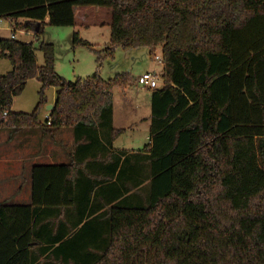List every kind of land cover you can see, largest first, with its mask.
<instances>
[{
  "label": "trees",
  "instance_id": "trees-1",
  "mask_svg": "<svg viewBox=\"0 0 264 264\" xmlns=\"http://www.w3.org/2000/svg\"><path fill=\"white\" fill-rule=\"evenodd\" d=\"M81 5L111 8L102 49L73 34L99 66L116 47L146 46L151 56L160 49L151 139L136 157L114 161L110 174L120 162L113 183L122 189L117 201L105 202L106 233L94 242H75L77 234L49 238L38 209L71 205L78 186L111 178L79 179L74 161L34 164L31 203L0 202V264H264V0H0V16L22 19L38 38L35 46L0 36V57L11 63L0 74V127L49 133L69 126L74 156L125 132L112 127L113 92L134 81L127 71L70 80L55 70L43 25H75ZM32 77L41 84L36 106L13 110ZM50 86L56 91L47 124L40 113Z\"/></svg>",
  "mask_w": 264,
  "mask_h": 264
},
{
  "label": "crops",
  "instance_id": "crops-1",
  "mask_svg": "<svg viewBox=\"0 0 264 264\" xmlns=\"http://www.w3.org/2000/svg\"><path fill=\"white\" fill-rule=\"evenodd\" d=\"M81 10L80 18L85 20L88 17L89 11H82L83 8L79 7L75 11V23H77V11ZM19 20V19H18ZM110 37V33H109ZM109 42V41H108ZM149 94L143 95L138 98V105L131 108L129 117L126 121L120 119L117 116V108L115 106L117 95L113 92L112 101V127L113 128H125V132L119 134L114 138L111 144H107L104 138L100 137V143H95L94 147H90L87 150L80 149L77 151L76 156L73 130L69 126H63L53 129L51 132H43L48 134V142H39V127H25L12 131V138L16 140V149H18V155L15 158L6 157L3 153H0V202H9L17 204H30L31 203V169L34 164H38L35 161L37 159H43L46 162L61 164L68 163L69 161L77 162L76 175L84 178L89 183L94 182V179H99L101 176H108L111 178L109 182H103L95 187L90 185H80L76 188V198L71 205H49L40 206L38 216L40 223L47 224L48 237H57L59 241L68 239L71 235L77 234L75 242H94L101 239L105 235L106 221H104V209L105 202L114 203L117 201L120 190L122 189L120 181L116 182L114 186V180L116 174L120 169V162L115 170V173L111 175L114 166V161L119 157L124 159L125 157H136V152H141L142 148L136 149L132 144H127L125 141H118L121 135L126 134L128 130L134 129V126L138 121L144 119L143 135L147 141L143 146L150 142V114H151V91ZM123 97L119 96L121 104L129 106V96L127 90H123ZM53 104V103H52ZM148 104L149 114H144L146 106ZM141 110H144L143 112ZM141 113V114H140ZM143 113V114H142ZM134 115V116H133ZM127 116V115H125ZM3 127H0V130ZM42 133V134H43ZM2 150V149H0ZM92 159L93 161H90ZM26 167L17 168L12 165L13 162H25ZM30 161V162H29ZM28 162V163H27ZM89 164V165H88ZM15 166V168H13ZM134 163L131 165L132 171L135 170ZM130 171V164L127 162V172ZM23 173V174H22ZM22 177H21V176ZM22 180V184L19 180ZM85 183V181H84ZM133 191V190H132ZM131 191V192H132ZM127 192V194H129ZM14 197V201L8 200ZM92 211V214H90ZM79 223V224H77ZM73 225H77L73 227ZM71 227V228H70ZM58 236H62L60 238ZM43 243H47L43 240ZM59 242H56L57 245ZM75 250H79L80 247H73ZM71 249V248H70ZM61 251L64 249H60Z\"/></svg>",
  "mask_w": 264,
  "mask_h": 264
},
{
  "label": "rangeland",
  "instance_id": "rangeland-1",
  "mask_svg": "<svg viewBox=\"0 0 264 264\" xmlns=\"http://www.w3.org/2000/svg\"><path fill=\"white\" fill-rule=\"evenodd\" d=\"M82 11H89L88 17L85 20L80 18L81 10L77 11V23L75 25H53L50 23H44L43 32L40 37L46 41H50L54 44V64L55 70L66 79L75 80L78 76L85 77L92 74L95 70H98L100 75L104 78L113 76L116 72L127 71L131 73L134 81L129 85L127 90L129 96V106H124L119 100L123 96V90L115 88L114 92L117 95L115 106L117 108V116L123 121L128 119V114L131 108L138 105L140 97L149 94L150 88L140 86L136 82V77L144 71L155 72L159 76V84L161 83V59H156L155 56H151L149 49L146 46H139L131 49H123L116 47L113 56H104L101 59V63L96 61V55L93 50L88 46L81 43L74 45L73 34L77 32L78 35L84 39L90 41L94 48L102 49L109 41L110 23H111V8L100 5H81ZM10 24L7 21L0 23V36L9 37L11 34ZM16 28L23 26V20L19 19L16 23ZM18 38L24 39V35L17 32ZM32 38L31 36H26ZM40 39V38H39ZM38 42H35L37 46ZM37 62H43V55L41 50L36 49ZM155 55L160 56V49L155 51ZM11 68L10 60L7 57H0V74L6 73ZM40 81L35 78H29L24 89L18 95H15L12 102V109L15 111L31 112L36 106L38 100V90L40 88ZM55 87L50 86L46 89L47 101L43 105L40 117L44 118L47 111L52 107V103L55 99ZM148 104L144 114H149ZM129 112V113H128ZM141 114V113H140ZM143 114V113H142ZM127 115V116H125ZM134 116V115H133ZM129 120V119H128ZM144 119L138 121L134 126V129L128 130L126 134L120 136L118 141H125L127 144H132L136 149L143 148V144L147 141L144 139L143 127ZM70 129V127H68ZM72 130V129H71ZM39 142H48V134H44L43 130L39 129ZM43 133V134H42ZM12 129L9 127H3L0 130V153H3L6 157L15 158L18 155V149H16V140L12 138ZM42 143V144H43ZM18 148V147H17ZM30 162V161H29ZM36 163L46 162L43 159H37ZM28 163V162H27ZM17 168L26 167L25 162H13ZM15 166L13 168H15ZM23 174V173H22ZM21 176V175H20ZM22 177V176H21ZM22 178L20 183L22 184ZM1 181V178H0ZM14 201V197L8 199Z\"/></svg>",
  "mask_w": 264,
  "mask_h": 264
},
{
  "label": "built area",
  "instance_id": "built-area-1",
  "mask_svg": "<svg viewBox=\"0 0 264 264\" xmlns=\"http://www.w3.org/2000/svg\"><path fill=\"white\" fill-rule=\"evenodd\" d=\"M3 21H7L9 22L10 26V30H11V34L10 36L13 38H16L17 35L16 33L19 32L22 35H24V39L27 42H33L35 44V42H38V38L35 35V32L31 29H26V28H16V24H15V20L9 17H2L0 16V23H2ZM26 36H31L32 38L26 37ZM38 45V44H37ZM156 59H161V56L159 55H155ZM136 82L137 84H139L140 86L146 87V88H153L159 85V76L157 73L155 72H151V71H144L141 74H139L136 77ZM50 110V109H49ZM49 110L47 111V114L44 116L45 118H47L46 123L50 124V115H49ZM7 112H4L3 115H6Z\"/></svg>",
  "mask_w": 264,
  "mask_h": 264
},
{
  "label": "water",
  "instance_id": "water-1",
  "mask_svg": "<svg viewBox=\"0 0 264 264\" xmlns=\"http://www.w3.org/2000/svg\"><path fill=\"white\" fill-rule=\"evenodd\" d=\"M36 29H37V30L39 29V24L37 25Z\"/></svg>",
  "mask_w": 264,
  "mask_h": 264
}]
</instances>
